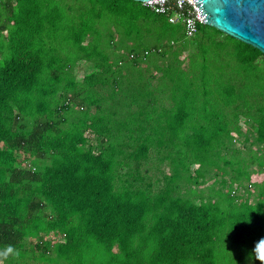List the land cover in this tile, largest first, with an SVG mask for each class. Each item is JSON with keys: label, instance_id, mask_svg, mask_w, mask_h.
<instances>
[{"label": "trees", "instance_id": "16d2710c", "mask_svg": "<svg viewBox=\"0 0 264 264\" xmlns=\"http://www.w3.org/2000/svg\"><path fill=\"white\" fill-rule=\"evenodd\" d=\"M261 172L256 48L134 0H0V264H264Z\"/></svg>", "mask_w": 264, "mask_h": 264}, {"label": "water", "instance_id": "95a60500", "mask_svg": "<svg viewBox=\"0 0 264 264\" xmlns=\"http://www.w3.org/2000/svg\"><path fill=\"white\" fill-rule=\"evenodd\" d=\"M192 1L205 25L256 48L264 55V0Z\"/></svg>", "mask_w": 264, "mask_h": 264}, {"label": "rangeland", "instance_id": "374dc122", "mask_svg": "<svg viewBox=\"0 0 264 264\" xmlns=\"http://www.w3.org/2000/svg\"><path fill=\"white\" fill-rule=\"evenodd\" d=\"M131 43V39H121L119 38V36H114V38L110 41L109 43V47H110V50H117L118 46L119 45H127L129 46V44ZM192 49H190L189 47H186L184 48V52H187V51H191ZM144 60H143V63L141 62L140 63V66H144ZM145 66L148 68L146 71H144V75L147 76L150 72H152V67L150 66V64H148L147 62H145ZM144 66V67H145ZM92 70V66L91 64H89L88 62H81V61H78L74 68H73V73L75 75V78L76 79H80L82 75L86 74L87 72L91 71ZM158 73H156L157 75ZM157 84V80L155 79V77H152L150 78V85L151 86H155ZM87 134V133H85ZM241 136H234L231 140V143L229 144L230 147H235V148H242V150H246L248 148H250L251 146L254 147L255 151L256 152H260V148L257 146L258 144L257 143H253V145L251 144V142L249 141H245L244 143H242V138L244 135H246L247 133L245 132V127L242 126L241 127ZM88 135V134H87ZM89 138H93L92 135H88ZM249 140H253V136L252 135H249ZM20 153L18 154V160H20ZM27 165V164H26ZM162 169L165 170L166 167L165 165H161ZM249 168H256V166L254 164H251ZM262 170H263V167H261ZM150 174L152 175V178L153 177H156L157 174L155 173L154 170H151L149 171ZM257 175V178L256 180H261L263 178V174L262 172L261 173H258L256 174ZM228 175H226L227 177ZM204 180L202 183H200V185H194V188H196L197 190L202 188L204 191L207 190L206 186L208 184L211 183V181L214 179L216 180L214 183H213V188H216L217 185H218V177H216V175H214V172H209L207 174H205L204 176ZM222 178H225V176H223ZM263 181H264V178H263ZM225 189V187H224ZM234 194H244V195H247L248 193V198L249 200H253L254 199V189L252 188V186H249L247 188V190H244V188H237L234 192ZM51 236H56V234H47L44 236V238H50ZM59 238V237H58ZM30 263L29 264H44L43 262H39V261H36V260H30L29 261ZM51 264H54V263H51ZM249 264H260V261L259 260H249Z\"/></svg>", "mask_w": 264, "mask_h": 264}, {"label": "built area", "instance_id": "2783aa9c", "mask_svg": "<svg viewBox=\"0 0 264 264\" xmlns=\"http://www.w3.org/2000/svg\"><path fill=\"white\" fill-rule=\"evenodd\" d=\"M141 4L154 13L162 14L168 22L179 24L185 37L194 35L198 26L204 24L192 0H147ZM128 56L133 57L131 53Z\"/></svg>", "mask_w": 264, "mask_h": 264}, {"label": "clouds", "instance_id": "9594fccd", "mask_svg": "<svg viewBox=\"0 0 264 264\" xmlns=\"http://www.w3.org/2000/svg\"><path fill=\"white\" fill-rule=\"evenodd\" d=\"M259 250H260L259 258L262 259V260H264V243H262L259 246ZM8 251L10 252L11 249L9 248Z\"/></svg>", "mask_w": 264, "mask_h": 264}]
</instances>
